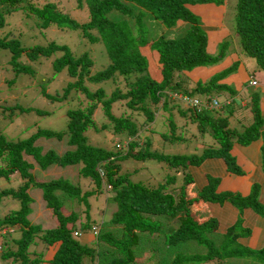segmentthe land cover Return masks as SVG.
Masks as SVG:
<instances>
[{
	"label": "trees",
	"instance_id": "obj_1",
	"mask_svg": "<svg viewBox=\"0 0 264 264\" xmlns=\"http://www.w3.org/2000/svg\"><path fill=\"white\" fill-rule=\"evenodd\" d=\"M75 1L77 8L87 9V21L79 22L63 13L54 2L48 1L37 6L28 0H0V29L6 24L7 15H12L17 9H23L26 17H33L41 29L54 25L61 29L80 30L89 42H102L109 59L105 68L92 73L94 62L88 52L75 56L67 45L54 41L46 45L35 44L26 47L18 38L7 39L0 36V48L9 50L10 63L17 74L34 73L31 66L20 61L23 53L29 60L35 61L39 57H50L56 52H61L53 59V68L57 72L66 70L73 81L67 83L60 96L43 91L46 98L62 101L71 91L79 92L75 98L77 105L66 111V128H38L29 136L15 141L8 140L0 131V160L4 162V166L0 167V178L10 180L12 174H18L19 180H22L18 188L0 190V202L6 198L9 204L11 201L19 203L17 208L9 210L7 215L0 218V230L12 227L20 231L18 238L12 237V233L8 240L3 236L5 249L0 258L10 259L16 264H37L41 261V255L36 254L37 259L33 260L27 251L36 236L45 245H57L50 260L51 264H137L134 263L137 254L135 247L139 252L150 250V264H225L229 258L248 256L251 250L237 251L236 248V245L240 244L237 238L247 235V229L241 232L232 229L235 223H242L241 214L245 208H251L257 214L264 215V203L259 200V184H253L250 193L243 196L227 190L217 191L218 178L207 175V183L198 188L194 186V177L189 167L198 166L207 158L219 157L225 161L229 172L242 175L244 173L235 163L230 149L234 142L244 145L259 138L263 140L264 157V115L259 105V94L252 93L249 99H245L250 114L248 119H251V122L245 124L242 130L230 126V115L234 108H242L238 106L240 103L237 100L226 104V113L221 116L219 112H214V108L188 105L184 109L178 106L182 115H185L186 111L190 113V120L196 124L200 135L207 134L213 139L211 144L203 146L201 153L193 154H167L151 150L149 141H145L137 150L139 141L132 139L139 134L138 122L132 116L116 115L112 111L116 101L125 100L128 108L143 112L146 116L144 122L150 124L155 118L154 108L160 106L167 110L170 100L181 102L180 98L172 94L193 97L198 96V93L208 95L209 92L215 91L222 97L225 92H228L229 98L234 96L236 91L233 88L218 82L231 73L232 66L215 74L206 82L199 81L195 86L187 87L182 85L184 71L198 66L214 65L225 56L224 50L217 54L207 52L206 31L190 6L208 2L220 4L224 0ZM116 12L117 15L114 14ZM234 18V32L241 49L254 58L264 72V0H237ZM154 22L163 27L160 26V30H156L153 27ZM179 23L183 25L180 26ZM171 28H177L174 37L164 34L165 29ZM225 41L220 44L224 49L228 47L225 46ZM154 54L157 55L156 65L151 62L154 60ZM150 66L155 69L158 66V71L151 70ZM154 72L159 73V76L154 77ZM118 81L124 83L126 90L122 91L115 86L109 95L103 87L91 90L88 85L112 84ZM200 99L202 104L209 102L206 101L208 97ZM99 106L113 125V133H122L128 137L123 153L115 151L114 144L112 148L93 145L87 141L85 131L89 128L97 130L92 117ZM9 109L11 112L18 109L23 113L35 111L40 115L47 112L20 104H15ZM170 124L173 131L175 124L172 119ZM106 126L107 124H102L100 127ZM40 137L58 140L60 145L64 144L66 148L61 153L53 147L43 152L41 146L35 145V141ZM25 155L31 156L33 162L28 161ZM128 158L142 161L153 159L176 172L180 170L183 173V183L175 192L166 189L168 183L175 184L174 175L168 176L166 182L157 186L134 181L129 172L120 171L119 163ZM53 164L59 167L78 166L79 176L94 182L95 186L83 190L80 185H74L62 177L35 181V167L45 170ZM104 183L110 185L106 199L115 205V210L108 220L100 222L102 226L109 225V228L98 230L95 241L96 245L100 242L102 248L97 250L76 238L73 233L76 230L91 231L92 226H97L90 224L89 198L101 192ZM31 187L41 189L46 206L52 209L56 216L57 225L54 228L42 230L39 224H34L28 219L33 199L27 189ZM192 187L197 188L194 196H191ZM75 201L82 202L84 210L76 211L72 208ZM225 202L235 207L240 215L216 243V217L208 215L204 219L198 218L193 211L196 212L195 207L199 209L207 203L222 205ZM64 205L71 208L66 215L61 210ZM82 212L86 215L85 222L81 221ZM174 219L176 226L172 225ZM160 241L163 245H154ZM187 241L204 247L205 251L181 253L182 248L178 246ZM256 250L258 258H261L260 253L264 248ZM172 253L176 254L171 262ZM96 258L99 260L97 263Z\"/></svg>",
	"mask_w": 264,
	"mask_h": 264
},
{
	"label": "rangeland",
	"instance_id": "obj_2",
	"mask_svg": "<svg viewBox=\"0 0 264 264\" xmlns=\"http://www.w3.org/2000/svg\"><path fill=\"white\" fill-rule=\"evenodd\" d=\"M30 3L35 4L37 6L42 5L45 2H54L57 4L58 8L63 12L68 14L70 17L75 18L79 22L87 21L89 18V14L87 9H79L76 7L75 0H28ZM218 2L220 0H217ZM237 0H224L226 11V21L229 24L231 29V37L225 39V46H228L224 49L223 45H219V51L224 50V54L226 55L231 51L229 47L235 43L238 52L242 55L240 61H237L233 64V69L230 74L237 70L238 64L243 62L246 65L247 71L250 73H254L258 78V73L262 72V70L258 67L256 61L251 56H248L246 53L243 52L241 46L238 42V37L235 34V6ZM25 11L23 9H17L12 12V15L6 16V24L3 28L0 29V36L4 38H18L23 46H31L35 44H43L46 45L52 41L58 44L67 45L71 52L78 56L83 52H88L93 60V66L91 67V72L94 73L105 68L109 62L108 55L106 53L105 47L102 42L91 43L86 38L83 37L80 30H69L67 28H58L54 25L49 26L46 29H41L37 22L34 20L33 17H26ZM117 15L118 13H114ZM198 16V15H197ZM225 16V13L222 14V17ZM199 17V16H198ZM201 21V20H200ZM156 22V21H155ZM154 22L153 27L156 30H160L161 24H156ZM202 23V22H201ZM163 27V26H162ZM164 32V31H163ZM176 32L174 29H165L164 34L167 36L174 37L176 36ZM180 32V31H179ZM236 40H234V38ZM208 52V51H207ZM154 53V52H153ZM216 53V54H217ZM61 52H56L50 57H39L37 60L32 61L29 60L25 54L23 53L20 57V61L23 64H27L32 67L34 73L28 74L27 72H19L17 74L13 68V65L10 63V52L7 49L0 48V131L2 134L6 136L8 140H19L29 136L32 132L36 131L38 128H49L53 130H59L66 128L67 124V116L66 111L67 109L74 107L77 105L76 96L79 95V92L71 91L70 94L66 97V99L62 101H52L46 98L43 94V91L56 94L58 96L63 94V90L66 87L67 83L73 81V79L67 74L66 70H62L57 72L54 70L52 61L55 57L59 56ZM212 54V53H211ZM155 55V54H154ZM150 58V55H149ZM152 63L155 65L157 64V60H151ZM217 64V63H216ZM214 64V65H216ZM213 66V65H211ZM151 70L158 71V66L149 67ZM191 71V70H190ZM153 72V71H152ZM151 73V71H150ZM154 77H158L159 73H155ZM228 74V75H230ZM227 75V76H228ZM183 77V76H182ZM182 85L189 86L195 85V83L188 82L186 77H183ZM230 86H236L234 82L228 83ZM91 90H94L98 87H103L106 94L109 95L111 91L114 89L115 86H118L120 90L125 91L126 86L122 81H118L117 83H102V84H91L88 83ZM44 89V90H43ZM235 90V89H234ZM247 90L249 94L258 93L259 100H264V94H262V90L260 87H250L247 86ZM236 94L238 95L241 90H235ZM202 95V97L200 96ZM218 99L217 102H223V106L225 104V96L218 95L215 91L209 92L208 95H204L198 93L199 98L208 97L209 103L208 109H211V99L213 96ZM174 96V94H172ZM219 96V97H218ZM176 98H180L175 96ZM174 99V97H172ZM210 99V100H209ZM248 99V97H241L240 105L242 102ZM248 101V100H247ZM161 102V101H160ZM217 102L214 103V106H217ZM245 102V101H244ZM162 103V102H161ZM15 104H20L24 107H33L47 111L45 114L40 115L37 114L35 111H30L27 113L19 112L18 109L13 110L11 112L10 107L14 106ZM169 109L165 110L162 107H156L154 110L156 113L154 114L155 118L152 123L148 124L144 122L145 115L141 111H134L128 108L125 104V100L116 101L112 106V111L116 115H123V116H132L139 124V134L135 137L137 142L139 141V145L136 149L138 150L139 147L145 144V141H149L150 145L149 148L151 150H156L159 152H164L167 154H193V153H201L202 148L204 145L211 144L213 139L210 138L207 134L200 135L197 130L196 124L191 122L190 120V113L186 111L185 115H182L179 112L180 108H187V105L181 102H173L172 100L167 103ZM179 106V107H178ZM221 106V105H220ZM243 106V105H242ZM207 108V107H205ZM224 107H214V112L220 113L219 115H223L226 112L223 111ZM238 108H234L235 114L232 113L230 115V126L236 128L237 130H242L245 124L248 123V118L245 117L243 114L236 110ZM213 110V109H212ZM263 113V112H262ZM238 114V116H237ZM264 115V113H263ZM250 116V115H248ZM92 119L97 125V130L94 128H89L85 131V135L87 137V141L93 145H100V146H109L112 147L114 144V150L120 153H123L126 148L124 144L128 137H125L124 134H115L113 133V125L110 123V120L105 116L102 107L99 106L93 113ZM171 119L174 122V129L172 131V126L170 124ZM251 122V119L249 123ZM102 124H107L105 128H101ZM101 129H100V128ZM172 132L174 134L172 135ZM125 137V138H124ZM173 137H180L181 139H172ZM260 139V138H259ZM258 140V139H256ZM252 140L244 146L251 145L253 143ZM120 148L116 146V144ZM241 145V143L236 142ZM35 145L41 146L43 152L48 148H57L61 153L66 148V145L61 144L57 140L54 139L48 140L44 138H39L35 141ZM243 145V144H242ZM25 158L33 162V158L29 155H25ZM262 161H264L263 153L261 157ZM35 163V162H34ZM36 164V163H35ZM120 171L121 172H129L131 174V178L134 181H142L147 183L150 186H157L159 183L166 182L168 176L174 175L176 177V182L168 183L166 187L168 190H175L177 192L179 190V186L182 181L183 173L179 171H174L168 166H164L163 164L159 163L153 159L147 160H134L131 158L125 159L124 161L120 162ZM4 166V162L0 160V167ZM190 168V167H189ZM35 175V181H43V180H50L54 178L62 177L64 179L69 180L74 185H80L83 190L93 188L95 186L94 182H89L88 179L82 178L79 176L78 173V166H67V167H59L58 165H50L45 170H40L39 168H35L33 170ZM22 183V180H19L18 174H12L10 180H5L0 178V190L6 189L9 187L18 188L19 185ZM199 183V182H198ZM198 187V186H196ZM197 188H191V196H194ZM28 194L32 197L35 201L31 207H35L33 213L29 215V219L34 224H39L42 230L51 229L57 225L56 216L52 213V209L48 208L45 204V201L42 198L41 189L39 188H28ZM108 195V190L103 188L101 192L96 194L95 196H91L89 198L90 209L88 211L90 224H99L102 220H108L113 211L115 210V205L110 203L109 200L106 199ZM15 201H11L9 204V200L4 198L0 202V218H3L5 215L9 213V210L13 208H17L19 203ZM32 203V202H31ZM30 203V204H31ZM68 205V204H67ZM64 205L62 207V212L66 215L70 211V206ZM72 208L76 211L84 210V205L82 202L77 203L76 201L72 203ZM196 212L193 211L195 217H201L204 219L208 215L215 216L218 220V226L216 231L214 232L213 236L215 242L219 241L221 235L224 234L228 227L233 225L236 222L237 217L235 218L231 215L230 206L223 205L220 207L217 203H207L205 205L200 206L199 209L194 208ZM234 209V208H233ZM81 213V212H80ZM239 214V212H238ZM81 221L85 222L86 215L85 212L81 214ZM242 223H235L232 231L241 232L244 229H251V234L248 239H244L243 237H238L237 240L239 243L244 244H237L236 248L237 251H245L251 250L250 254L246 257H243L240 261V264H264V251L260 253V257L257 255L256 249L264 248V215H260L259 218L249 219L248 223H244L245 219L242 215ZM176 220L172 221V225H175ZM98 230L101 228H109V225L102 223L98 225ZM244 226V227H243ZM258 228V230H257ZM10 232L14 236L18 237L20 235L19 230L13 229ZM88 232V231H87ZM90 232V231H89ZM257 232V233H256ZM10 233L5 234V239H10ZM86 233V232H85ZM99 233V232H98ZM12 238V237H11ZM81 238V237H77ZM96 236L91 234L90 240L88 241V245L100 250L102 248V244L99 242L96 245ZM156 246L163 245V242L160 241L158 244H154ZM42 247V246H41ZM38 246V249H41ZM182 248L181 253H193L195 251L204 252L205 248L200 245H195L191 241H187L184 244H180L178 246ZM260 247V248H258ZM34 246H29L28 251L31 252L34 250ZM255 249V250H254ZM31 250V251H30ZM173 251L172 249H170ZM134 251L137 253L134 263L140 264H150L152 261L151 252L149 249L145 251H141L138 248H134ZM176 253H172L170 255V261L172 262ZM109 259V255L107 256ZM240 259V258H238ZM168 263L169 259L167 257ZM95 262H99L98 258L95 259ZM95 264V263H92ZM203 264H215L214 262L203 263ZM225 264H232L228 261H225ZM233 264H238L237 262Z\"/></svg>",
	"mask_w": 264,
	"mask_h": 264
},
{
	"label": "crops",
	"instance_id": "obj_3",
	"mask_svg": "<svg viewBox=\"0 0 264 264\" xmlns=\"http://www.w3.org/2000/svg\"><path fill=\"white\" fill-rule=\"evenodd\" d=\"M224 2L220 4H216L213 2L208 3H197L195 5L190 6L193 12L199 16L202 26L206 31L207 35V44L206 50L209 53L216 54L219 50V45L228 37H231V29L229 27L228 22L226 21V11ZM225 13V16L222 17V14ZM179 25H183L179 23ZM174 31H177V28H174ZM234 38V36H233ZM235 40V38H234ZM236 42V40H235ZM231 51L227 53L216 65L213 66H198L193 68L191 71H184L183 75L186 77L188 82L197 83L199 81L206 82L215 74L223 72L230 68L237 61H240L242 55L238 52V49L235 46V43L232 47H229ZM155 60H157V55H154ZM230 74V73H229ZM228 75V74H227ZM224 76L223 79L219 80V83L226 84L229 88H233L235 90H241V92L236 95L238 98L240 97H248L250 98V94L247 90L249 77L256 78L258 81V85L255 87H260L262 90V94H264V72L258 73V78L254 73H250L247 71V67L241 61L237 66V70L228 76ZM234 82L236 86H230L228 83ZM195 86V85H191ZM251 87V86H250ZM242 108H238L241 115L243 114L245 117H249V109L248 102H242ZM260 108L264 113V100L259 101ZM234 112V111H233ZM237 112H234L235 114ZM238 116V114H237ZM250 121V120H249ZM248 121V123H249ZM247 123V124H248ZM262 147L263 140L258 139L253 141L251 145H240L236 142L233 143L230 153L234 158L235 163L238 165V168L243 171L244 174L237 175L231 173L227 170V164L222 158L213 157L205 159L198 166H190L189 170L191 171L195 184L194 186H198V188L204 186L207 183V175H212L218 178L217 191H231L233 193H239L243 196H246L250 193L251 186L255 183L260 186L259 200L264 203V161H262ZM37 168V167H35ZM41 170V169H40ZM199 182V183H198ZM32 188V187H31ZM37 189V188H36ZM35 201L33 200L32 204ZM220 207L223 205L230 206L231 215L235 218L238 215V211L235 207H233L230 203L225 202L222 205L219 204ZM234 208V209H233ZM33 213L35 207H31ZM30 213V214H31ZM29 214V215H30ZM28 215V219H29ZM243 218L245 219L244 223H248L249 219L259 218V214L254 212L251 208H245L242 212ZM30 220V219H29ZM37 224V223H36ZM55 227V226H54ZM258 230V228H257ZM257 233V232H256ZM251 234V229H248V234L243 236L244 239H248ZM91 233L86 232L82 233L81 241L84 243H88L90 240ZM35 247L34 250H30L29 256L33 257L36 254H40L42 256L40 264H51V258L53 257L56 246L55 244H51L46 246L43 244L38 238L35 239ZM241 244V243H240ZM244 245V244H243ZM38 246H42L41 249H38ZM260 248V247H258ZM242 258H229L228 261L230 263L237 262L240 264Z\"/></svg>",
	"mask_w": 264,
	"mask_h": 264
},
{
	"label": "clouds",
	"instance_id": "obj_4",
	"mask_svg": "<svg viewBox=\"0 0 264 264\" xmlns=\"http://www.w3.org/2000/svg\"><path fill=\"white\" fill-rule=\"evenodd\" d=\"M252 77V76H251ZM251 77H249V80H248V85L249 86H251V87H255V86H257L258 85V81H257V85H251L250 83H249V81H250V79H251ZM253 78V77H252ZM256 79V78H255ZM257 80V79H256ZM225 93H228V92H225ZM237 94H235L234 96H230V98L229 97H227L226 96V99H225V104H224V106H223V102H221V100H219L220 102H217L218 101V99H216L215 98V95L213 96V99H211V106H212V108H214V107H225V105L226 104H231L232 103V101L233 100H237L239 103H240V101H241V97L240 98H238V96H236ZM185 96V95H184ZM223 96H225L224 94H223ZM190 97V96H189ZM219 97V96H218ZM191 98H197L199 101H200V105L199 106H202V107H207L208 108V103H204V104H202V102H201V99L198 97V96H193V97H191ZM210 100V99H209ZM214 101H216L217 102V106H214ZM245 101V100H244ZM181 103H183L182 101H181ZM185 104V103H184ZM241 104V103H240ZM185 105H189V104H185ZM221 105V106H220ZM241 107H242V105H241ZM225 108H223V111H225L224 110ZM234 113V112H233ZM41 138V137H40ZM39 139V138H38ZM118 144V143H117ZM117 144H116V146H117ZM125 144V143H124ZM120 145V144H119ZM125 145H127V141H126V144ZM118 147V146H117ZM118 148H120V147H118ZM238 211V210H237ZM239 215L240 214H238L237 216L239 217ZM241 216H242V214H241ZM242 224H243V221H242ZM97 227H98V225H97ZM244 227V226H243ZM54 228V227H53ZM13 229H15V228H13ZM18 230V229H17ZM76 231H79L80 232V235H74V233H73V235L77 238V237H81V235H82V233H85V232H83V231H81V230H76ZM10 232H13L12 231V227H5V228H3L2 230H0V245H1V251H0V255H1V253L4 251V249H5V245H4V242H3V240H2V238H3V236L5 235V234H7V233H10ZM20 232V231H19ZM89 232V231H88ZM14 233V232H13ZM90 233L91 234H93V235H95V236H97L98 235V232H97V234H94L93 233V231L91 230L90 231ZM14 235L12 234V237H13ZM20 236V235H19ZM18 236V237H19ZM14 237H16V236H14ZM18 237H16V238H18ZM36 238H38L39 239V237L38 236H36L35 237V239ZM40 240V239H39ZM80 240H81V238H80ZM35 241L36 240H34V243L32 244V245H30V246H33L34 244H35ZM44 244V243H43ZM46 246H48V245H46ZM27 251H28V249H27ZM29 252V251H28ZM55 254V253H54ZM40 255V254H39ZM36 255H34L33 257H30V259H37V257H35ZM40 259H42V256L40 257ZM6 260H9V261H11V262H13L14 264H16L14 261H12V260H10V259H1L0 258V262H4V261H6ZM40 262L41 261H39L37 264H40Z\"/></svg>",
	"mask_w": 264,
	"mask_h": 264
},
{
	"label": "built area",
	"instance_id": "obj_5",
	"mask_svg": "<svg viewBox=\"0 0 264 264\" xmlns=\"http://www.w3.org/2000/svg\"><path fill=\"white\" fill-rule=\"evenodd\" d=\"M249 83L251 85H257V80L255 78L251 77ZM174 96L180 97V100L183 103H185V104H189V105H192V106H199L200 105V101L197 98H191V97H188V96H182V95H176V94H174ZM213 103H216V101H214ZM125 144H126V142H125ZM118 145L119 144H117V146ZM100 173L102 174L101 170H100ZM104 185H105L104 188H106L108 191L111 189L110 185H107L105 183H104ZM92 231H93L94 234H97V232H98L97 226H92ZM74 235H80V232L79 231H74ZM0 251H1V245H0ZM0 264H14V263L9 261V260H6L4 262H0Z\"/></svg>",
	"mask_w": 264,
	"mask_h": 264
}]
</instances>
